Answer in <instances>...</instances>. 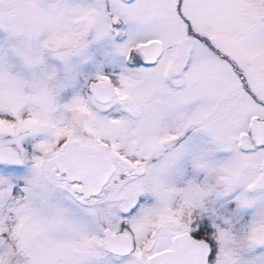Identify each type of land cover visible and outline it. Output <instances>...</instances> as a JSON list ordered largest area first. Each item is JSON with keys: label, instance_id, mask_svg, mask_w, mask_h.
<instances>
[{"label": "snow or ice", "instance_id": "6c2138e0", "mask_svg": "<svg viewBox=\"0 0 264 264\" xmlns=\"http://www.w3.org/2000/svg\"><path fill=\"white\" fill-rule=\"evenodd\" d=\"M0 264H264V0H0Z\"/></svg>", "mask_w": 264, "mask_h": 264}]
</instances>
